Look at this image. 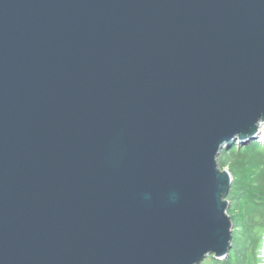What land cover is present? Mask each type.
<instances>
[{
    "label": "water",
    "instance_id": "95a60500",
    "mask_svg": "<svg viewBox=\"0 0 264 264\" xmlns=\"http://www.w3.org/2000/svg\"><path fill=\"white\" fill-rule=\"evenodd\" d=\"M261 124L264 0H0V264L228 259Z\"/></svg>",
    "mask_w": 264,
    "mask_h": 264
},
{
    "label": "trees",
    "instance_id": "16d2710c",
    "mask_svg": "<svg viewBox=\"0 0 264 264\" xmlns=\"http://www.w3.org/2000/svg\"><path fill=\"white\" fill-rule=\"evenodd\" d=\"M218 163L221 169L228 167L233 178L227 196L234 225L231 250L228 259L209 256L201 264H264V145L231 144L221 150Z\"/></svg>",
    "mask_w": 264,
    "mask_h": 264
},
{
    "label": "rangeland",
    "instance_id": "374dc122",
    "mask_svg": "<svg viewBox=\"0 0 264 264\" xmlns=\"http://www.w3.org/2000/svg\"><path fill=\"white\" fill-rule=\"evenodd\" d=\"M259 134L257 135V138H256V142L260 143L261 145H264V124H262L260 127H259ZM232 144H234L235 146H240L239 144V140L238 139H233L232 140ZM220 157V154L218 156V158ZM224 169H227L228 170V167H225ZM229 171V170H228ZM261 259L262 261L264 262V243H263V247H262V250H261Z\"/></svg>",
    "mask_w": 264,
    "mask_h": 264
},
{
    "label": "bare ground",
    "instance_id": "6f19581e",
    "mask_svg": "<svg viewBox=\"0 0 264 264\" xmlns=\"http://www.w3.org/2000/svg\"><path fill=\"white\" fill-rule=\"evenodd\" d=\"M261 125H262V124H261ZM261 125H260V126H261ZM218 164H219V163H218ZM228 204H229V202H228ZM227 215H228V210H227ZM228 216H229V215H228ZM229 217H230V216H229ZM231 221H232V220H231ZM232 224H233V223H232ZM233 226H234V225H233Z\"/></svg>",
    "mask_w": 264,
    "mask_h": 264
}]
</instances>
